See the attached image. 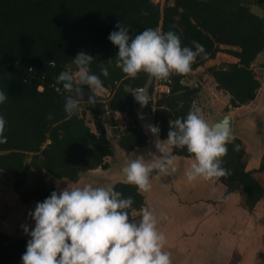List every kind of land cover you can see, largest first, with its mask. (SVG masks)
<instances>
[{"label":"trees","instance_id":"trees-1","mask_svg":"<svg viewBox=\"0 0 264 264\" xmlns=\"http://www.w3.org/2000/svg\"><path fill=\"white\" fill-rule=\"evenodd\" d=\"M251 6L264 12V0H164L162 6L151 0H0V89L9 97L0 105L7 121V142L0 144V171L10 175L20 201L42 202L56 190L55 182H76L82 168H105L104 159L112 154L106 132L109 114L124 113L130 120L129 142L135 147L146 145L134 111L140 104H133L129 91L147 85L152 95L153 88L146 73L129 78L115 67L118 47L108 36L118 30V22L129 27L131 37L145 28H159L177 33L182 46L192 47V41H198L207 55L198 56L191 70L218 53L234 57L236 62L210 66L206 72L216 89L229 96L231 107L254 101L261 82L251 65L264 51V18ZM81 51L94 58L92 72L100 75L102 67L109 69L108 77L101 76L108 99L98 96L94 104L84 103L94 130L85 123V114L66 118L67 94L62 85H56L61 71H76L72 60ZM186 75L172 76L170 93L143 106L151 110L153 103L152 122L159 126L163 140L169 121L195 110L200 87L183 83ZM172 153L192 157L186 148L172 149ZM222 159V166L230 171L218 179L226 187L224 195L239 191L252 172H264V153L259 168L246 171V152L236 137ZM30 176L31 186L27 184ZM114 187L133 198L129 217L139 222L131 212L142 208L144 197L134 185L117 183ZM263 196L264 188L256 183L245 194V205L252 210ZM27 242L0 235V264H21Z\"/></svg>","mask_w":264,"mask_h":264},{"label":"clouds","instance_id":"clouds-1","mask_svg":"<svg viewBox=\"0 0 264 264\" xmlns=\"http://www.w3.org/2000/svg\"><path fill=\"white\" fill-rule=\"evenodd\" d=\"M115 27L118 30L108 36L118 47L115 67L129 78L144 72L151 78L167 80L173 73H189L196 58L207 55L198 41H192V47L182 46L180 36L171 30L145 28L131 37L129 27L123 23L118 22ZM93 61L91 55L81 51L72 60L76 71H61L57 76L56 85H62L67 93L63 105L66 118L76 115L85 103L84 86L90 90L87 103L91 104L106 90L101 76L108 77L109 69L104 66L97 75L91 70ZM50 62L54 65V61ZM129 92L141 107L148 104L145 89ZM8 99L7 92L0 89V105ZM6 124L0 114V144L7 142ZM146 127L157 137L156 148L162 155H130L121 169L124 182L138 191H150L152 177L166 174L173 165L176 156L165 150V141L169 149L186 148L192 154L194 162L185 173L188 183L200 179L216 181L230 175L222 166L233 139L227 118L210 125L198 110H190L186 117L169 121L164 141L158 139V125ZM133 204V198L123 196L114 185L80 183L52 191L30 213L34 227L29 230L27 225L23 226L30 239L21 264H172L170 253L164 250L166 237L158 229L160 220L166 217L144 208L139 222H135L129 217Z\"/></svg>","mask_w":264,"mask_h":264},{"label":"crops","instance_id":"crops-1","mask_svg":"<svg viewBox=\"0 0 264 264\" xmlns=\"http://www.w3.org/2000/svg\"><path fill=\"white\" fill-rule=\"evenodd\" d=\"M216 58L205 63L218 66L220 60ZM223 59L228 64L237 61L232 56ZM205 76L212 82V89L216 92L211 93L220 96L213 104L212 98L209 101V106L215 110L205 119L211 125L228 115L232 136L241 140L246 152V171L259 168L264 153V84L261 82L254 101L241 106L245 108L253 105L250 119L244 120L241 117L246 111H241L240 107L235 108L236 113H225L223 104L225 106L229 96L216 89V84L208 74ZM202 97H206V100L203 101ZM207 97L200 88L196 99L202 107L205 106L201 110H207ZM194 108L199 109L196 105ZM138 121L146 137L145 146L135 147L129 142L130 129L127 124L121 129L115 125L113 131H119H112L107 137L112 154L104 159L106 167L82 168L76 182H55L56 190L67 186L72 188L80 183H99L105 187L125 183L121 169L130 155H143L145 158H148L149 153L162 155L156 148L157 137L146 127L153 124L152 118L147 120L139 117ZM158 139L164 141L159 136ZM164 148L172 152L166 141ZM175 156L166 174L157 173L152 177L150 191H138L144 197L141 209L149 208L158 217L161 214L166 217L160 220L158 229L166 237L164 250L170 253L172 264H264V196L252 210L247 208L244 201L245 194L254 184L264 188V172H252L239 191L224 195L226 187L219 180L200 179L188 183L185 173L194 161L192 157ZM36 203H22L12 188V182L8 184L0 180V235L28 241L30 237L23 231V226L27 225L29 230L34 227L30 213L34 211ZM141 209L131 212V217L136 221L141 218Z\"/></svg>","mask_w":264,"mask_h":264},{"label":"rangeland","instance_id":"rangeland-1","mask_svg":"<svg viewBox=\"0 0 264 264\" xmlns=\"http://www.w3.org/2000/svg\"><path fill=\"white\" fill-rule=\"evenodd\" d=\"M152 2L154 3H159L161 6L163 5L164 3V0H151ZM251 10L255 13H257L258 15L262 16L264 18V12L260 11L258 8H255V6H251ZM225 49V48H224ZM221 54H225V56L221 55ZM217 58L216 59H219L220 60V63L219 65H212V66H215V67H221L223 65H226L228 64L227 62H224L225 60L223 58H226V56H230V55H227L226 53H218V55H216ZM257 60L254 61V63L251 65V70L253 71V73L255 74V76L260 80V82H262L264 84V51L259 54V57L257 56L256 58ZM205 65H207V67H205ZM210 67V64L209 63H205L203 64L202 66L200 67H197L196 69H193L191 70L189 73H187L186 77L187 79L183 80V83L185 84H188L189 86H195V84H198V86L201 88V90L203 89L204 93H206V96L207 97V110H201V108H205V106L203 105V107L199 104V101H197V99H195V103H193V107L196 105L199 109L198 111L203 115V117H210L213 113V108H211L209 106V101L211 100L212 98V103L213 104L216 99H219L220 96H215L214 94H216V92L212 89V82L209 81V79L205 76L206 74H208L206 72V69ZM73 69L71 68L70 71H72ZM148 83H149V80H148ZM200 83V84H199ZM214 91V94H212L211 92ZM158 96V95H157ZM156 96V98L154 99L153 103L156 101V99L158 98ZM204 96V95H203ZM99 97H102L103 99H108L109 97V91L105 90V92L100 95ZM153 97V89H152V95H151V98ZM198 97V96H197ZM202 100L205 101L206 100V97H202ZM228 102L226 101L225 102V106L223 104V110L226 112H232V113H236L235 111V108L236 107H231L229 104H230V99L227 98ZM153 103H152V108L151 110H147L146 108L144 107H141V105L137 106L134 108V111L139 115V117H142V118H147L150 119L153 117ZM264 103V100L262 101V104ZM85 104L82 103L80 105V115L82 116V114H85L83 115L84 117V121L85 123L87 124V126L91 129V130H94V126L91 122V117L90 115L86 112L85 110ZM238 108V107H237ZM241 111H246L245 113H243L241 119L244 118L245 119H250V116H251V113L253 112V105L251 104L250 106L248 107H245V108H242L240 107ZM255 109V108H254ZM195 110H197L195 108ZM226 117H229L228 115H226ZM130 123V120L129 118L124 114V113H120L118 115H114V113L112 114H109V123L106 125V132H107V137H109L111 134V132L114 130L113 129V126L117 125V127H121L125 126L127 124V126L129 125ZM129 127V126H128ZM124 128H122L123 130ZM119 131V130H117ZM123 131H126V130H123ZM113 134V133H112ZM233 137V136H232ZM0 180H4L6 181L8 184L10 183L11 184V177L10 175L8 174H5L3 172H0ZM46 183H50L49 180H45ZM33 183V176H30V178L28 179L27 181V184L29 186H31Z\"/></svg>","mask_w":264,"mask_h":264},{"label":"built area","instance_id":"built-area-1","mask_svg":"<svg viewBox=\"0 0 264 264\" xmlns=\"http://www.w3.org/2000/svg\"><path fill=\"white\" fill-rule=\"evenodd\" d=\"M174 75L176 74L173 73L167 80H157L155 78L150 77L149 83L152 84V88H153V97L151 100L154 101L157 95H158L157 97H160L162 95H168L170 93L171 77ZM38 89L41 90L42 87L39 86ZM142 210L143 209H141L140 213H142Z\"/></svg>","mask_w":264,"mask_h":264},{"label":"water","instance_id":"water-1","mask_svg":"<svg viewBox=\"0 0 264 264\" xmlns=\"http://www.w3.org/2000/svg\"><path fill=\"white\" fill-rule=\"evenodd\" d=\"M141 89H145V93H148L149 100H151L152 98H151V95H150V93L148 91V86L146 85V86H144ZM82 91L84 92V102L87 103L88 96L91 95V93H90L89 89L86 88V87L82 88ZM132 97H133V101H132L133 104H137L138 102L135 100V97H134L133 93H132ZM227 119H228L229 127H230V130H231V120L229 119V117H227Z\"/></svg>","mask_w":264,"mask_h":264}]
</instances>
